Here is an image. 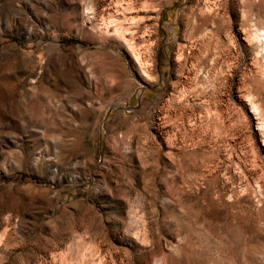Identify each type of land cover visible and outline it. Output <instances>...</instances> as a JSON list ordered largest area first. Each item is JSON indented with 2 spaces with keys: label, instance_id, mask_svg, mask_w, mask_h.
Masks as SVG:
<instances>
[{
  "label": "rangeland",
  "instance_id": "rangeland-1",
  "mask_svg": "<svg viewBox=\"0 0 264 264\" xmlns=\"http://www.w3.org/2000/svg\"><path fill=\"white\" fill-rule=\"evenodd\" d=\"M0 264H264V0H0Z\"/></svg>",
  "mask_w": 264,
  "mask_h": 264
}]
</instances>
